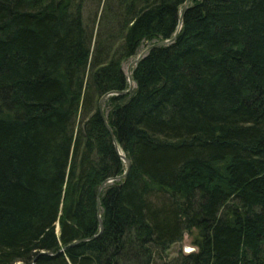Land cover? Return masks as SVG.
<instances>
[{"label": "trees", "instance_id": "16d2710c", "mask_svg": "<svg viewBox=\"0 0 264 264\" xmlns=\"http://www.w3.org/2000/svg\"><path fill=\"white\" fill-rule=\"evenodd\" d=\"M183 1L0 0V264H264V0H190L105 97L91 237L98 100Z\"/></svg>", "mask_w": 264, "mask_h": 264}, {"label": "water", "instance_id": "95a60500", "mask_svg": "<svg viewBox=\"0 0 264 264\" xmlns=\"http://www.w3.org/2000/svg\"><path fill=\"white\" fill-rule=\"evenodd\" d=\"M190 2V0H184L182 5H181V8H180V13H179V23H178V26L176 28V30L174 31L173 35L169 38H165V39H162V40H158V41H155L153 43H150L149 45H147L144 49H142L136 57H134L132 60H130V62L128 63L127 67H126V74H127V79H128V87L126 89H123V90H118V89H114V90H109L107 92H105L104 94L101 95V97L99 98L98 100V110H99V113L101 114L102 118L104 119V122L110 132V135L113 139V142H114V146L118 152V154L120 155V157L123 159V161L125 162V169L124 171L120 174V175H117V176H113V177H108L106 179H104L98 186L97 188V202H96V205H97V213H98V216H99V230L96 234H93L91 237H94L96 235H98L102 228H103V224H102V220L100 218V200H99V195H100V191L101 189L103 188V186L113 180L114 178H122V177H125L127 175V172L130 168V165H131V160L123 153V151L119 148L118 144H117V141L114 137V133L111 129V127L109 126V124L107 123V120H106V117H105V111H104V99L106 96L110 95V94H122V93H127L129 91L132 90L133 86H134V81L132 79V67L136 64V62L139 60V58L147 51L149 50L150 48H153V47H156V46H159V45H162V44H165V43H169L171 41H173L180 29V26H181V21H182V16H183V13L187 7V4ZM58 229V227H57ZM84 239V238H82ZM80 239V240H82ZM77 242L76 240L73 241L72 243L70 244H73ZM18 263H21L20 261Z\"/></svg>", "mask_w": 264, "mask_h": 264}, {"label": "rangeland", "instance_id": "374dc122", "mask_svg": "<svg viewBox=\"0 0 264 264\" xmlns=\"http://www.w3.org/2000/svg\"><path fill=\"white\" fill-rule=\"evenodd\" d=\"M188 5H189V3L187 4V6ZM95 7H96L95 2H91V3L87 4L84 15H85V17H88V20H86V21L89 23H91V21L93 19ZM97 18H98V16L96 17L95 22L93 23L94 29L96 28V25H97V21H96ZM145 47L146 46H144V44L140 45L139 52L142 49H144ZM137 54L133 57H130L129 59H127L123 62V67H124L125 71H126V67H127L128 63L130 62V60H132L134 57H136ZM195 249H196V247L194 246L191 235L188 234L187 232H184L182 235V238L180 240L174 241L171 244H169V246L166 249L164 256H165V259H170V258L178 255L180 252L187 253V252H190V251L195 250Z\"/></svg>", "mask_w": 264, "mask_h": 264}]
</instances>
